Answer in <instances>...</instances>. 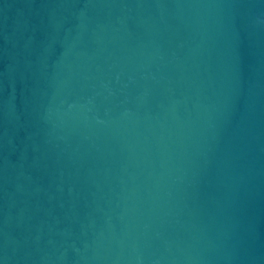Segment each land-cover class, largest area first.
<instances>
[{"label": "water", "instance_id": "95a60500", "mask_svg": "<svg viewBox=\"0 0 264 264\" xmlns=\"http://www.w3.org/2000/svg\"><path fill=\"white\" fill-rule=\"evenodd\" d=\"M0 264H264V0H0Z\"/></svg>", "mask_w": 264, "mask_h": 264}]
</instances>
